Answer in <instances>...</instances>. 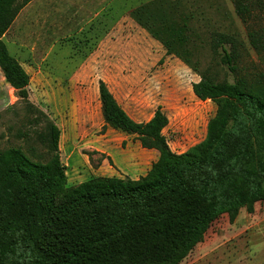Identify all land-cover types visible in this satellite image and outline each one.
<instances>
[{"label": "rangeland", "instance_id": "374dc122", "mask_svg": "<svg viewBox=\"0 0 264 264\" xmlns=\"http://www.w3.org/2000/svg\"><path fill=\"white\" fill-rule=\"evenodd\" d=\"M89 1L33 0L3 38L30 84L28 98L20 97L0 68V151L21 148L34 161L50 162L46 142L49 122L55 123L69 188L103 174L138 179L160 156L105 123L100 81L138 122L161 108L176 153L205 141L218 112L217 101L195 95V83L237 79L264 90V0H242L250 4L244 15L235 0ZM182 13L190 19L180 42L166 21ZM221 35L235 73L216 47ZM174 251L166 260L148 256L127 264H264V200L253 211L220 216L192 249Z\"/></svg>", "mask_w": 264, "mask_h": 264}, {"label": "trees", "instance_id": "16d2710c", "mask_svg": "<svg viewBox=\"0 0 264 264\" xmlns=\"http://www.w3.org/2000/svg\"><path fill=\"white\" fill-rule=\"evenodd\" d=\"M31 1L0 0V68L22 98L29 96L30 75L3 37ZM235 1L239 14L250 10L249 3ZM189 19L182 13L166 21L170 36L185 41ZM172 22L174 27L167 26ZM226 43L221 35L216 47L235 73ZM193 90L203 101H217L218 112L205 141L176 153L164 133L169 119L161 108L150 120L138 122L99 82L105 123L136 135L144 148L160 154L138 179L101 176L69 188L60 155L61 130L53 122L46 142L50 162L34 161L21 148L0 151V264H127L148 256L166 260L174 250L189 251L201 242L220 216H235L242 208L253 211L264 200V90L242 80L220 84L208 78Z\"/></svg>", "mask_w": 264, "mask_h": 264}, {"label": "crops", "instance_id": "0c3cea01", "mask_svg": "<svg viewBox=\"0 0 264 264\" xmlns=\"http://www.w3.org/2000/svg\"><path fill=\"white\" fill-rule=\"evenodd\" d=\"M88 2H90L89 0H88ZM92 2V1H91ZM6 35V34H5ZM4 35V36H5ZM4 38V37H3ZM102 176H109V177H111V176H114V175H110V174H108V175H105V174H103Z\"/></svg>", "mask_w": 264, "mask_h": 264}]
</instances>
